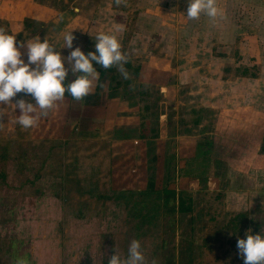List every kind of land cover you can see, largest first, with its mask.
<instances>
[{
  "label": "rangeland",
  "instance_id": "1",
  "mask_svg": "<svg viewBox=\"0 0 264 264\" xmlns=\"http://www.w3.org/2000/svg\"><path fill=\"white\" fill-rule=\"evenodd\" d=\"M94 43L84 50L86 41L76 37L73 49L60 53L67 57L79 47L87 54ZM177 60L161 67L154 84L138 80L136 64L124 65L128 80L116 67L102 68L95 91L94 79L80 102L65 93L47 117L27 130L15 122L19 109L0 105V264H16L17 259L27 264H108L115 253L126 258L133 240L140 242L146 264H243L237 240L245 239L249 229L264 236V196L256 195V185L243 176L239 133H214L211 111L196 114L203 126L187 125L193 119L187 109L179 115V132L170 124L159 128L156 112L162 101L156 87L166 82V73L172 79L168 83L177 81L176 72L186 70L191 76L189 66L176 69ZM74 79L69 72L65 83ZM109 83L117 85L114 90ZM21 98L31 101L20 93L11 103ZM172 104H165L170 120L175 119L169 112ZM144 105L155 114L141 119ZM142 130L148 136L144 141ZM178 134L197 136L199 159L184 165L190 152L181 155L174 140ZM160 136L165 140H156ZM215 136L229 147L230 165L228 160L213 168L210 160L206 163L214 153ZM163 189L174 192L191 211L171 213V205L163 207Z\"/></svg>",
  "mask_w": 264,
  "mask_h": 264
},
{
  "label": "crops",
  "instance_id": "2",
  "mask_svg": "<svg viewBox=\"0 0 264 264\" xmlns=\"http://www.w3.org/2000/svg\"><path fill=\"white\" fill-rule=\"evenodd\" d=\"M216 6L215 20L204 14L188 20L185 17L188 0H126V6L119 7L114 0H0V26L16 36L17 42L27 43L40 37L41 42L47 39L60 52L65 47L64 34L71 31L75 39L84 38V50L95 42L98 33L115 35L122 52L128 56L126 67L133 68L136 64L142 84L156 83L161 67L173 60L180 62L176 69L189 66L192 77L186 70L176 72L178 83L176 80L168 83L172 79L166 73V82L156 87L162 101L156 112L159 128L167 129L170 124L172 131L179 132L182 124L179 115L187 109L193 115L187 125L203 126L196 114L200 110L211 111L215 117L211 128L214 133H239L237 152L239 163L246 168L243 176L245 181L256 185V195L264 196V0H216ZM118 24L124 26L123 31H117ZM188 41L189 46L184 44ZM183 49H189L185 58L181 54ZM184 59L187 63H183ZM96 68L99 78L94 91L103 75L99 71L102 68ZM187 75L191 79L186 80ZM108 86L114 90L117 85ZM182 86L187 90L180 91ZM170 101L173 120L166 114L165 104ZM142 109L141 119L155 114L147 105ZM143 133L142 130L140 139L144 141L148 136ZM159 139L165 137L156 140ZM196 139V135L179 134L174 139L181 155L185 150L190 152L184 165L200 158ZM217 139V136L212 139L214 153L206 157L212 168L227 160L230 165L229 147Z\"/></svg>",
  "mask_w": 264,
  "mask_h": 264
},
{
  "label": "clouds",
  "instance_id": "3",
  "mask_svg": "<svg viewBox=\"0 0 264 264\" xmlns=\"http://www.w3.org/2000/svg\"><path fill=\"white\" fill-rule=\"evenodd\" d=\"M114 4L117 7L122 4L126 6V0H114ZM201 14L215 20L218 15L216 0H188L185 17L196 20ZM116 29L123 31L124 26L118 24ZM74 39L72 31L65 33L64 49H73ZM24 56L27 62L22 58ZM126 63L128 56L122 52L115 35L98 33L94 51L85 54L79 47H75L64 57L47 39L41 42L40 37H36L31 42H17L16 36L8 34L5 27L0 26V105H12L19 109L20 114L16 115L15 122L27 130L34 127L42 117H47L49 110L57 101L63 100L65 93L77 102L82 101L91 91L93 80L99 78L94 64L105 70L115 66L122 78L128 80L129 73L124 67ZM69 72L75 79L66 84ZM20 93L30 96L31 101L16 99L13 105L11 101ZM3 113L4 109L0 108V116ZM245 237L238 239L236 244L243 264H264V236L252 235L249 229ZM16 264L27 262L17 259ZM108 264H146L140 242L131 241L127 257L121 258L115 253ZM152 264H156V261L153 260Z\"/></svg>",
  "mask_w": 264,
  "mask_h": 264
},
{
  "label": "trees",
  "instance_id": "4",
  "mask_svg": "<svg viewBox=\"0 0 264 264\" xmlns=\"http://www.w3.org/2000/svg\"><path fill=\"white\" fill-rule=\"evenodd\" d=\"M262 150L264 151V142H263ZM162 194H163V207H166V208L171 207L172 208L171 213H175V212L187 213L191 211V208L186 207L182 199H180L179 197L177 198V196L175 197V193L172 192L171 190L163 189ZM175 200H176V205H173L175 203ZM168 205H171V206L168 207Z\"/></svg>",
  "mask_w": 264,
  "mask_h": 264
}]
</instances>
